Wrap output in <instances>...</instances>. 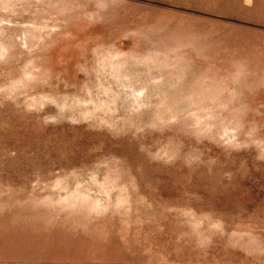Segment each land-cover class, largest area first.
Masks as SVG:
<instances>
[{"label":"rangeland","instance_id":"374dc122","mask_svg":"<svg viewBox=\"0 0 264 264\" xmlns=\"http://www.w3.org/2000/svg\"><path fill=\"white\" fill-rule=\"evenodd\" d=\"M0 264H264V0H0Z\"/></svg>","mask_w":264,"mask_h":264}]
</instances>
